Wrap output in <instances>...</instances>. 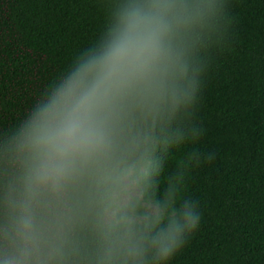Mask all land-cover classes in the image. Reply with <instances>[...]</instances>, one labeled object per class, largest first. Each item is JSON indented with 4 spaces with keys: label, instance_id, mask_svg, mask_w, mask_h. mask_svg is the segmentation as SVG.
Instances as JSON below:
<instances>
[{
    "label": "trees",
    "instance_id": "trees-1",
    "mask_svg": "<svg viewBox=\"0 0 264 264\" xmlns=\"http://www.w3.org/2000/svg\"><path fill=\"white\" fill-rule=\"evenodd\" d=\"M0 264H264V0H0Z\"/></svg>",
    "mask_w": 264,
    "mask_h": 264
}]
</instances>
